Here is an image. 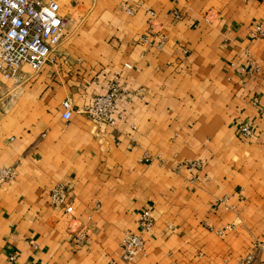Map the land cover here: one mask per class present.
Returning <instances> with one entry per match:
<instances>
[{"label":"crops","instance_id":"1","mask_svg":"<svg viewBox=\"0 0 264 264\" xmlns=\"http://www.w3.org/2000/svg\"><path fill=\"white\" fill-rule=\"evenodd\" d=\"M57 1L58 60L23 63L18 80L0 72V167L16 169L0 185V264H224L247 253L264 237V36L251 34L264 0ZM114 79L124 117L111 125L81 109ZM194 159L202 165L180 166ZM58 182L71 213L51 203ZM126 230L145 240L129 262Z\"/></svg>","mask_w":264,"mask_h":264},{"label":"built area","instance_id":"2","mask_svg":"<svg viewBox=\"0 0 264 264\" xmlns=\"http://www.w3.org/2000/svg\"><path fill=\"white\" fill-rule=\"evenodd\" d=\"M129 11H132L128 7ZM154 15L153 10H149ZM154 17L148 23V30L154 29ZM66 19L59 11L57 0H0V72L7 78H22V65L30 63L35 69H40L47 61L58 60V48L66 34ZM253 37L264 36L263 22H257L251 31ZM131 67L132 63L126 62ZM123 86L114 79L109 87L96 93L90 103L81 111L92 119L115 125L124 115L118 109V100L123 95ZM64 118L69 119L74 111L71 99L63 101ZM240 134L245 137L254 135L250 123L241 124ZM152 157H146L150 160ZM202 165L200 159L185 161L180 164L189 169ZM16 176L15 167H0V185L7 183ZM65 183H56L51 190V203L62 206L67 213L74 209L68 200ZM154 216L151 209L145 208L139 218V227L151 229ZM80 235H84L80 233ZM145 248L142 233L126 230L121 240V254L124 261H132ZM264 249V237L257 238L249 251L234 261L224 264H252L257 255ZM16 253L10 256L14 259Z\"/></svg>","mask_w":264,"mask_h":264}]
</instances>
